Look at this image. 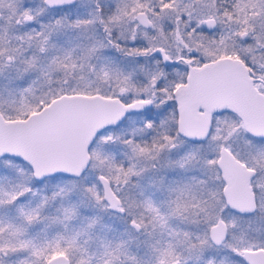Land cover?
<instances>
[{"label":"snow or ice","instance_id":"obj_1","mask_svg":"<svg viewBox=\"0 0 264 264\" xmlns=\"http://www.w3.org/2000/svg\"><path fill=\"white\" fill-rule=\"evenodd\" d=\"M0 264H264V0H0Z\"/></svg>","mask_w":264,"mask_h":264}]
</instances>
